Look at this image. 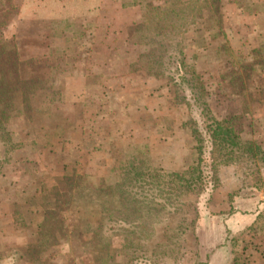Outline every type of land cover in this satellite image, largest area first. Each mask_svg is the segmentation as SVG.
Segmentation results:
<instances>
[{
	"label": "rangeland",
	"instance_id": "374dc122",
	"mask_svg": "<svg viewBox=\"0 0 264 264\" xmlns=\"http://www.w3.org/2000/svg\"><path fill=\"white\" fill-rule=\"evenodd\" d=\"M241 1H148L144 20L131 28L123 50L132 67L153 76L157 70L172 84L175 101L187 107L183 126L190 132L193 147V120L202 128L205 114L223 118L222 107L214 106L211 99L212 80L197 70L203 66L197 60L207 42L202 38H219V45L212 49L221 54L225 51L228 67L241 62L228 39L237 38L235 18L225 9L230 2ZM14 4H18L16 0ZM17 8L18 13L3 29L2 40L8 51L0 64V78L1 71H6L11 83L8 97L0 95V264H210L213 252L200 250L196 230L183 237L176 260L163 261L156 251V243L163 240L164 227L158 229L157 242L149 244L146 254L125 253L122 226L106 219L102 204L112 199L103 191L116 183L119 168L129 157L112 164L111 172H97L96 167L102 164L89 163L90 144L73 138L68 145L64 132L74 125L66 123L60 128L58 121L64 92L56 88L65 77L60 71L69 68V63L72 68L75 63L71 61H82L80 50L90 42L86 44L88 38H46V22L20 18ZM16 25L18 32L14 34L11 31L17 30ZM254 53L264 70V48ZM65 54L70 56L69 63ZM65 63L68 67H62ZM147 65L153 69L148 70ZM240 65L249 67L244 62ZM182 67L189 72L195 68L196 75ZM229 72L233 82L237 79L234 69ZM233 109L238 110L233 112L237 115L241 108ZM243 109L238 115L243 114ZM244 125L249 128L247 122ZM59 152L62 153L58 155ZM132 156L149 159L143 153ZM235 166L242 174L253 177L255 183L263 182L264 169L258 174L251 162ZM211 188L216 189L213 181L197 197L204 217H211ZM263 212L264 204L259 215ZM205 223L207 230L212 224L207 218ZM250 224L242 223L241 229L232 233H217L222 241L218 248L223 247L216 255H220V264H232L235 258L240 264H264V215L255 229H248ZM233 238L240 240L236 248L232 246Z\"/></svg>",
	"mask_w": 264,
	"mask_h": 264
},
{
	"label": "crops",
	"instance_id": "0c3cea01",
	"mask_svg": "<svg viewBox=\"0 0 264 264\" xmlns=\"http://www.w3.org/2000/svg\"><path fill=\"white\" fill-rule=\"evenodd\" d=\"M16 1L20 18L46 22V38H88L86 44L90 42L80 50L82 61L70 60L75 63L72 68L70 56L64 55L70 71L66 68L60 71L65 77L56 88L64 92L59 103L60 128L66 123L74 125L64 132L68 145L73 138L88 142L89 163L102 164L96 167L97 172L107 169L111 172L112 164L140 153L155 167L165 170L186 166L193 153L190 132L183 126L187 107L177 104L172 84L165 77L148 75L141 68L132 67L130 57L123 51L131 28L144 20L146 4L153 0ZM225 9L235 18L238 28L237 38H228L230 47L242 61L228 67L225 51L221 54L212 49L219 45V38H202L207 42H203L204 49L197 60L203 66L197 70L212 80L211 99L214 106L222 107V117L227 119L238 111L234 107L241 108L240 111L245 107L244 120L250 133L264 139V70L258 66L254 53L264 48V0L230 2ZM16 29L11 32H18V25ZM242 62L249 67L243 68ZM230 69H234L237 77L233 82L228 78ZM242 73L243 78L239 76ZM236 168L230 165L220 169L219 186L208 191L211 217H204L200 211L197 222L200 250L213 252L210 264L221 261L220 255H216L223 248H218L222 241L216 236L226 230L229 233L239 230L245 222L254 225L263 209L264 179L259 188L253 177ZM247 211L254 213L250 215ZM206 218L212 224L207 230Z\"/></svg>",
	"mask_w": 264,
	"mask_h": 264
},
{
	"label": "trees",
	"instance_id": "16d2710c",
	"mask_svg": "<svg viewBox=\"0 0 264 264\" xmlns=\"http://www.w3.org/2000/svg\"><path fill=\"white\" fill-rule=\"evenodd\" d=\"M17 13L14 0H0V57L8 51L2 40L3 29ZM2 62L3 57L0 64ZM147 69L151 71L153 68L147 65ZM182 69L188 71V68ZM196 72L192 67L189 73L196 75ZM1 74L0 95L7 98L11 83L6 71L2 70ZM154 74L160 75L157 70ZM204 116L202 128L197 120L192 122L196 126L192 131L195 146L184 168L165 170L155 167L147 158L131 156L121 164L116 183L103 191L112 199L104 201L102 211L108 221L122 226L126 254L141 251L146 254L149 244L156 241L158 229L164 227L163 240L156 241V251L161 253L163 261L178 259L183 237L196 230L200 218L197 197L211 181L214 187L219 186L220 169L230 165L242 166L245 162L256 166L258 174L264 169V139L252 135L245 127L244 114L231 115L223 120L208 114ZM2 172L1 169L0 175ZM257 186L262 188V183ZM263 215L264 212L248 229H255ZM232 240L233 247L240 245L238 238ZM232 264H240V261L235 258Z\"/></svg>",
	"mask_w": 264,
	"mask_h": 264
}]
</instances>
